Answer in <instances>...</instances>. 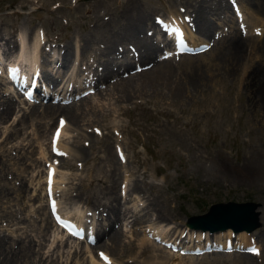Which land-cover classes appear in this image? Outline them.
Listing matches in <instances>:
<instances>
[{"label": "rangeland", "instance_id": "374dc122", "mask_svg": "<svg viewBox=\"0 0 264 264\" xmlns=\"http://www.w3.org/2000/svg\"><path fill=\"white\" fill-rule=\"evenodd\" d=\"M180 2L182 1L0 0V33L3 35L8 33L14 38L20 32L19 36L25 35L28 38L36 37L38 33L39 41L41 40L40 43L43 44H38L39 49L36 50L37 61L40 64L49 57L44 52L57 49L63 53L65 47L68 59L60 70L74 68L77 75L82 71L83 76L89 77L88 79L92 77L94 80L97 76L101 77L102 69L98 60L102 59L100 55L105 50L107 42L104 29L96 24L97 19L93 18L92 14H85L86 9L95 4L103 20H108L112 26L123 25L127 29L125 23L129 21L126 17H131L129 14L133 15L137 11L138 15L144 12L145 19L149 21H154L156 16L167 20L175 18L178 21L183 20V15L189 17L190 10ZM221 3L227 4L225 10L227 12H224L227 17L223 21L213 19L215 22L211 31L214 36H208L206 40L196 29L191 31L188 29L187 32L183 27V37L190 44L199 45L193 49V53L205 51L200 44L203 41L210 44L211 38H222L219 40L224 42L225 39L226 41L233 39L235 31L243 37L258 35L262 39L264 11L258 10L252 2L248 4L246 0H223ZM211 17L210 14L206 16ZM94 29L98 33L97 36ZM230 29L231 35L228 34ZM142 30L144 32L139 34V39L149 40L151 29L143 24ZM159 36L160 34H157L154 40L158 43L157 46H160L156 51V57L162 58L166 55L173 57L174 61L165 63L172 65L168 67L174 71L172 72L175 74L174 78L188 80L189 75L196 74V78H203L197 87L190 84L189 93L180 101H171L168 88L163 92L146 88L126 101H121L115 98L116 96L105 95L97 98L95 91L88 92L86 94L89 96L88 100L95 105L94 112L86 111V119L78 124H73L68 116L64 115L68 121L66 124L68 128L60 137L59 144L66 147L69 154L63 156V160L54 152L52 145V129L55 126L54 122L57 120V124L60 118L59 112L52 110L50 114L42 116V110L37 112L38 115L22 117L30 114L32 109L29 110V107L38 100L37 97L27 100L18 94L20 96L15 97L14 108L8 117L0 118V264L5 262L34 264L37 251L43 258L46 255L47 260L40 259L39 264L55 262V264H125L127 259H130L131 264H264V220L262 221L260 216L259 225L250 232L247 243L240 244L236 239L237 235L230 231V235L227 233V237L225 235L222 237L230 241L229 245L223 243L222 247L216 246V249H208L206 253H199L202 250L193 251L192 244L203 241L202 236L198 237L199 241L196 237L193 240V235L200 232V235L214 240L213 235L201 231L195 233L185 225L189 217L202 215L207 212L209 206L228 201L255 203L256 211L264 214V173L259 175L261 168H257L258 166L264 168V119L261 114L264 109L259 103L262 102L261 93L258 89L253 91V87L245 83L240 74V67H233L232 74L226 72L228 67L223 60L220 61L221 64H217L215 54L212 57L208 53L203 55V61L200 62L202 71H191L195 61H191L193 60L191 58L186 63L185 56L179 54L181 46H176L174 41L164 45L157 40ZM88 38L91 43L84 45ZM123 41H126L127 45L128 40ZM131 43L128 44L129 56L133 55V49L138 54L139 49L134 41ZM28 44L32 45V40ZM118 44L116 42L114 47ZM10 53L9 59L12 60L19 54V48ZM116 57L121 59L119 54ZM78 59L81 60L83 67L89 65L94 70L93 75L88 68L76 67ZM128 60L130 62H127L129 65L127 68L123 70L113 68L105 79L100 78V82L96 84L98 90L105 92L104 87L111 86L114 81L121 79L120 74L123 76L146 71H134L136 65L134 63L138 58ZM211 60L213 63L209 62ZM141 66L144 68V65ZM45 67L51 74L53 73V68L47 65ZM159 68L169 69L162 66ZM115 71L117 72L114 74ZM45 77L50 80L49 75L45 74ZM137 77L139 75L134 78ZM260 77L263 78V75ZM261 78L257 87L262 84ZM42 82L45 85L43 79ZM0 87L1 96L3 95L1 98H4L11 86L5 83ZM49 91L51 96L53 90ZM68 100L75 101L76 97ZM45 101L53 102L54 99L51 96ZM62 120L65 122L64 118ZM43 126L50 128L47 132H42ZM109 128L113 130L114 138L110 137ZM82 134H93L95 145L90 138ZM58 139L57 137L56 141ZM77 140L81 146L85 143V149L89 153L88 159L69 158L73 151L77 153L74 148ZM109 155L114 159L116 155L119 158L123 156L124 158H121L123 163L120 160V167L118 165L119 170L123 169V165H127L133 175H136L139 184L145 187L143 191L131 193L130 203L124 202L121 187L123 183L125 184L123 177L129 178L130 182V179L134 180V176L126 173L119 181V171L116 177L117 168L107 160ZM251 160L256 161L254 164L256 166L249 163ZM49 171L51 176L48 175ZM105 174L109 175V179H105L107 176ZM52 175L56 176L55 185L49 186ZM92 175L95 179L91 181ZM108 188L117 193L115 198L118 196V201L123 206L132 210L145 206L140 211H147L148 214V220L143 222L144 228H149L150 218L161 214L165 222L153 220L150 223L166 231L169 229V234L166 233L163 238L160 236L156 238L155 234H152L154 236L152 237L150 232L144 234L138 230L141 233L139 237L144 236L152 241L153 246L146 247L149 250L144 249L139 255L137 253L139 250L129 248L120 256L111 255L112 259L102 260L97 253L98 246L95 247L94 244L105 243L109 238V231L100 234L96 240L91 241L89 237L90 227L96 217L101 224H105L102 218H105V215L99 212L101 204L107 203L108 195L111 196L112 192ZM115 189L118 192L114 191ZM77 193L79 197L74 196ZM51 210L65 217V221L74 226L75 232L69 233L64 228L60 229L52 220ZM130 211H127V214H130ZM47 218L54 224L49 225L46 222ZM128 221L127 218L125 220L123 218L112 223L113 228L121 230L123 242L132 239L130 236L133 228L129 226ZM170 234H173V238L176 237L173 244L170 243L171 240L165 243L167 239H173ZM64 242L66 245L62 247ZM78 248L77 255L73 254ZM49 254H52L50 258Z\"/></svg>", "mask_w": 264, "mask_h": 264}, {"label": "bare ground", "instance_id": "6f19581e", "mask_svg": "<svg viewBox=\"0 0 264 264\" xmlns=\"http://www.w3.org/2000/svg\"><path fill=\"white\" fill-rule=\"evenodd\" d=\"M181 1L184 4L182 2H180V3H182V5H184L186 8H188V10H190V14H191V15H189V18L186 21L187 22L186 23V26H187L186 27V31L187 32H188V29L190 31L196 29V31H199V33L203 37L206 38L208 36L213 35V33L211 31L212 28H213L212 24L215 22L213 19L223 21L227 17V15L224 13V12H227V11H225L227 9L226 8L227 4L224 5L225 3H221V1L223 2V0H216V1H210V0H181ZM246 1H247L248 4H251V2L254 3L255 6L258 8V10L264 11V0H250V1L246 0ZM247 3H244V5L247 4ZM131 8H133V7H131ZM229 9H231V8H229ZM127 10H129V9H127ZM184 10L186 12H188L185 8H184ZM255 10H257V9H255ZM129 11H131V10H129ZM132 12H133V10H132ZM138 12L139 11L135 12L133 15H131V13L130 14L128 13L131 17H129V16L126 17V19H128V21H129V22L125 23V25L127 26V29H126V27H124L123 25L112 26V25H110L108 20L107 21L105 19L103 20L101 18V16H100V12L96 8L95 4L91 8L86 9L85 14H92V17L97 19L96 24H98L99 27L104 29V32L106 34L105 35V40L107 42V44L105 45V50L100 55L102 57V59L98 60V63H99V65H101V69H102L101 77L97 76L94 80L92 79L93 80L92 86L94 88L93 91H95V96H97V98H101V97H103L105 95L109 96V97H115L116 96L115 98H118L121 101H126L128 99L131 100L132 97H134L136 95V93L139 92V94H140V92H142V90H144L146 88L147 89L148 88L149 89H154L156 91L160 90V92L161 91L163 92L165 88H168L170 96H171V101L172 102L180 101L183 97H185L187 95V93H189V85L192 84L194 87H197L198 82L201 79H203V78H201V79L200 78H196L197 74H196V76L193 75L195 77H193L192 75H189L188 80L187 79L184 80L183 78H174L175 74L172 73L174 71H172L168 67V66H172V65H169V64L166 65V63H165L167 61H174L173 57H171L169 55H166V56H164L162 58H157L156 57V51L158 49H160V46L158 47L157 46L158 43L154 41V40H156V35L160 34V36L157 37V40L162 42L164 45H169L170 42L172 41V34L164 35V33L159 30V28L157 27V25H156V23L154 21H149L148 19H145L144 12L140 13L139 15H138ZM175 14H180V13L179 12H175ZM209 14L212 17L211 18H206V16L209 15ZM230 14H231V12H230ZM172 16H174V15H172ZM146 20H148V21L145 23ZM216 22H218V21H216ZM123 23H124V21H123ZM143 24H145L148 28L151 29V32L149 34L151 36V38L149 40L139 39L140 38L139 34L141 32H144L142 30ZM128 27H129V29H128ZM232 28H233V25H232L231 29ZM231 29L228 32L229 35H231V32H232ZM21 30H23V29H21ZM15 31L17 32V28H15ZM20 33H18V36L17 37L15 36V38H14V36L12 37V35H8V33H6V35H3L2 33H0V55H2L4 53V56L7 58V57H9V54H11L10 52H14V51H16L17 48H19V56L21 58L25 59V61H27L31 66L36 67V65H38V62H37V55L38 54L36 53V50L38 48V44L39 45H43L42 43H40L41 40L39 41V35H38V33H36L37 35H36V37L34 36L35 37V39H34L33 36H31L29 38H28V36L25 37V35L24 36L23 35L19 36ZM94 33H95V36L98 35V33H97V31L95 29H94ZM28 35H30V33H28ZM232 37H234V38L230 39L228 41H226V39H225V42L222 41V40L221 41L219 40V39H222V38H219V39H215V38L212 39L211 38L210 44L206 43V45L208 47L210 45V49H208V50L206 49L205 51L197 52V53H193V54L182 53L180 55L185 56V60L184 61L186 63L189 62V60L191 58L193 59L191 61H195V63H193L195 65L193 66L192 70L189 67V70L194 71V72H197L196 70L202 71L200 62L203 61V55H207V53L210 54L211 57H212L213 54H215V56H216L215 60H218V61H216L217 64H221V62L223 60V62L225 63V66L228 67L225 70L226 72L228 71L229 73L232 74L233 67H237V66L240 67V69H241V73L240 74L243 77V78L242 77L241 78L243 80H245V83L249 84L250 87H253V91L255 89L256 90L258 89L260 91L261 96H262V102L259 101V103H261V107L264 109V89H263L264 88V31H263L262 39H260L258 37V35L257 36H253V37H251V36L243 37L242 35H238L236 33V31L234 32ZM224 38H226V37H224ZM123 39L128 40L127 45L125 43L126 41H123ZM30 40H32V45L28 44V42ZM206 40H207V38H206ZM208 40H210V39H208ZM132 41H134L136 43V45H135L136 47H139V49L137 50L138 54L135 53L134 49L132 51V54L137 56V57H135L133 55L129 56L128 44H132L131 43ZM116 42H118L119 44H118L117 47H114V45H116ZM90 43H91V40H90V38H88V42H86L84 45H89ZM1 45L6 47V49H2ZM30 45H31V49L29 47ZM7 49H8V51H7ZM27 51H28V53H27ZM49 52L50 51H46L44 53H45V55H48ZM26 53H27V55H26ZM84 54H85V52L82 53V55H84ZM117 54H119V57H121V59H118L116 57ZM196 55H198V56H196ZM199 55H201V56H199ZM128 58L129 59H137L138 58L139 63H136L138 61H136L135 63L138 64L141 67L140 72L141 71H145V70L146 71L143 72V73H140V74L139 73H128V74H125L123 76L120 74V78L121 79H118V80L114 81L111 84V86L113 87L112 89L110 88L111 86H108L106 88L104 87V91L106 90L105 92H103L104 94L102 93V91L98 90L96 84H98L100 82V78H101V80L105 79L108 75L111 74V72L113 71V68H114V70H118V69L123 70V69L127 68L129 66L127 62H130V60H128ZM254 58H256V60ZM67 59H68V55H67V49H65V47H64L63 53H61L60 51H58L56 49L55 51L51 52V55H49L48 58H46V61L42 64V69L40 70L41 78H43V80L45 81V85H43V86L44 87L47 86L48 88H50L51 90L54 91V93L52 94V97L55 98V101L46 102L45 101L46 98L50 96V94L48 93L49 90L47 92L46 90L41 89L40 85H39L37 88L35 87V89L37 90L38 100L36 102H33L31 104V106L29 107V110L32 109L29 112L30 114L29 115L25 114L24 116H22L24 118H27L25 116H31V115H34V114L38 115L37 112L38 111H42V110H43L41 112L42 116H45V114H50L52 110H54L56 112H59L60 118H59L57 124H56V121H57L56 119H55L56 121L54 122L55 123V126L53 128L54 129V139L52 140V145H53L54 152L56 154L60 155L62 157V160H63V156H67L69 154L68 150H66V147H64L61 144H59L60 143V137L63 134H65V131L68 128V126L66 125L68 123V121H67L66 116H64V115L66 114L68 116V119L73 124H78L79 122H81L84 119H86L85 118V116H86L85 114L87 113L86 111H93V112L95 111L94 110L95 109L94 108L95 105H93L91 103V101L88 100L89 96L84 94V92H83V89L85 88L84 87L85 82L82 79L80 80V82L83 84V87H81V85L76 84V83H65L67 81L74 80L73 79V74H75L74 72H76V69L74 70L73 68L60 70V68H62V65L65 63V61H67ZM41 62H43V60ZM209 62L213 63L212 60L209 61ZM209 62H208V64H209ZM76 63H77L76 67L82 66L80 59H78V61ZM157 63H159L160 66L166 67V68H169V69H164L163 70L162 68H159L160 66ZM206 63H207V61H206ZM141 64L144 65V68L141 66ZM46 65H51L54 69L56 68L60 72L58 74H56L55 76H54V74L51 75L50 71H48L47 69L44 68ZM83 68H88L89 70H91L92 71V75H93V71L94 70H92L89 67V65H87V66H85ZM57 70H55L54 73ZM225 71H224V73H226ZM116 72L117 71H115L114 74ZM213 73H215V72H213ZM45 74L50 76V80H47V78L45 77ZM138 75H139V77L134 78L135 76H138ZM260 75H263V78H261ZM209 77H211V76H209ZM2 78H3V76L0 77V86L2 84L5 85V83H6L5 81H3ZM260 78L262 79V84L259 87H257V84L259 83V79ZM63 79L65 80V82L59 83V81H62ZM101 83H102V81H101ZM200 83L201 82H199V85H200ZM192 90H194V89H192ZM2 96H1V92H0V106H1L0 107V118L6 119V117H8L9 113L14 108V100H15V97H18V95L17 94L12 95L11 93H6L4 98H1ZM71 97H76V100L75 101H69L68 98H71ZM100 108H102V107H100ZM261 114H262V118L264 119V110L262 111ZM63 118H64L65 122H64L63 126L61 127V120ZM260 119H261V117H260ZM16 124H18V122ZM49 128H50V126H47V127L43 126V129L41 131L42 132H47L49 130ZM53 129H52V131H53ZM108 132H111V134H110L111 136L110 137L114 138L113 137V130H111V128H109ZM82 135L84 137L90 138L91 139L90 141L92 142V144L95 145L94 135L93 134H90V135L82 134ZM57 137L59 139L56 141ZM107 139L108 140L110 139L109 136L107 137ZM84 144L85 143H83L82 146L79 145V140H77L76 144L74 145V148L76 149L77 153H75L73 151L72 155L69 158L75 159L77 157V158H80L82 160L88 159L89 158V153H88V150L85 149V145ZM88 145H89V143H87V146ZM16 147L18 148L19 146H16ZM85 152L87 153V155H84ZM112 153H109V154H112ZM120 153H122V152H120ZM121 158L123 159L124 157L121 156ZM121 158L117 157V155H116V159H114V157L110 156V155H109V158L107 157L108 162L117 168L116 177L118 176V171H119V174H120V177L118 178L119 181H121L123 175H125L126 173L131 175V176H134L132 170L127 168V165H123V169L119 170V167H120L119 163H121L120 160H122ZM104 160H105V158H104ZM259 161H260V159H259ZM262 162L263 161H261V163ZM122 163H123V160H122ZM249 163H251L253 166H256V165H254L256 163L255 160H251ZM118 165H119V167H118ZM215 166L217 167V165H215ZM257 168H261V171L259 172V175L264 173V168H262L261 166H258ZM48 175L51 176V171H49ZM105 175H107V174H105ZM52 176L53 177H51V181L49 183V186L54 184V176L55 175H52ZM110 176H113V175H110ZM135 176H134V180L133 181L130 179V182H129V178L123 177V181L125 182V184L123 183V185L121 187V189H122L121 196L124 199V202H129L130 195H131L132 192L143 191V189L145 188L143 186V184H139V182L136 180ZM108 177H109V175H107L105 177V179H107ZM113 177H115V176H113ZM90 179L92 181V179L94 180L95 178L92 175ZM114 181L116 182V180H114ZM114 181H113V183H114ZM95 182L97 184V181H95ZM101 183H102V181H101ZM93 184H95V183H93ZM118 188H117V190H118ZM108 189L110 190V192H112L111 196L108 195L109 199H108L107 203L105 202V203L101 204V209H100V212H99V213H101V215H103V214L105 215V218L102 217L103 220L105 221V224H101L97 220V217H96L95 218L96 220L92 223V225L90 227L91 237H89V239L91 241L92 240H96V238H98L100 236V234H103L104 232L109 231V238H108V240L105 243H101V244L99 243V245H98V242H97V243L94 244L95 247L98 246L96 248L99 251V252H97L98 255L101 256V254H103V256H101L102 260H106L104 257H106L107 259H110L111 255H113V257H114V255L120 256L125 251V249H129V248L130 249L139 250V251H137V253L140 255V254H142L144 249L146 251V249H147L146 247H149V245L153 246V243H152L151 240H149V238H145L144 236H140L139 237V235H141V233L139 231L143 232L144 234H146V232L147 233L150 232L151 236H152V234L153 235L155 234L156 238H159V236L163 238V236H165L166 233L169 234V229H168V231H166L165 229H160L159 227H155V226L151 225L153 223H150V221L152 222L153 220L154 221L155 220H162L163 222H165L163 217L160 216L161 214L160 215L156 214L155 216L153 215L154 217L150 218V221H149L150 224L148 223L149 228H146V227L144 228L143 227V222L145 220H148L147 219L148 218V214H147V211H143V212H140V211H141V209L143 207L145 208V206H142V207H140L138 209H133V210L130 209V207L123 206L122 203H119L118 196H117V198H115V194H117V193H114L113 191H111L110 188H108ZM114 191H116V189ZM116 192H118V191H116ZM78 194L79 193H77L74 196L75 197H79ZM51 197H52V194H51ZM51 201H52V199H51ZM54 203L55 202H53V204ZM52 206L54 207V205H52ZM41 208H42V205H41ZM132 208H133V206H132ZM126 209H128L127 211L131 210L130 211L131 213L127 214ZM154 210H155V208H154ZM42 213H43V211H42ZM53 213H56V211L53 210ZM263 215L264 214L261 213V212L258 213V218L260 216V219H262V221L264 220ZM123 218H124V220L127 218V221H128V218H129V221L127 223H129V226L131 225L132 228H133L132 229L133 232H131V236L129 235L132 239L128 240L126 242H123V240L121 238V236H122L121 230L112 227L113 226L112 225L113 222L116 223V221H120ZM46 222L49 225L54 224L50 218H47ZM119 223L120 222H118V224ZM164 225H166V224H164ZM119 227H121V226H119ZM153 227H155V228H153ZM163 227H166V226H163ZM135 228H137V229H135ZM194 232L197 233L196 231H194ZM171 233H172V231H171ZM227 233L228 234L231 233L230 229H226V230L220 231V232H214L212 234L210 233L209 235H213L216 243H219L220 239H223V240L225 239V238H222L223 235H225V237H227V235H226ZM249 234H251V233L242 231V232L236 233L234 235H237L236 239H238L240 241V244H241V243H247L248 242L247 237L249 239ZM152 237H154V236H152ZM195 237L198 240V237H200V233L198 232L197 234L193 235V240H194ZM43 238H45V237H43ZM172 238H173V236H172ZM175 238L176 237H174L173 239H167L166 242L165 241L164 242L168 243L169 240H171L170 243L173 244L174 243L173 241L175 240ZM189 238H190V236H189ZM99 241L101 242V240H99ZM65 242L63 243L62 247H64L66 245ZM99 246H101V247H99ZM147 250H149V249H147ZM78 251H79V248L77 250H74L73 254L77 255L76 252H78ZM36 254H37V258L35 257L36 261L34 262V264H39L40 263V259L41 260H43V259L46 260V255L45 254H44L45 258H43L41 256V254H39V251H37ZM51 255L52 254H49V258L51 257ZM247 256H248V254H247ZM115 258H116V256H115ZM129 258H131V257H129ZM167 261H168V257H167ZM55 263H53V264H55ZM1 264H8V263L5 262V263H1ZM125 264H131L130 259H127L125 261Z\"/></svg>", "mask_w": 264, "mask_h": 264}, {"label": "water", "instance_id": "95a60500", "mask_svg": "<svg viewBox=\"0 0 264 264\" xmlns=\"http://www.w3.org/2000/svg\"><path fill=\"white\" fill-rule=\"evenodd\" d=\"M256 204L252 202L215 203L206 213L191 216L186 225L190 228L208 230L209 232L231 229L233 232H251L259 225Z\"/></svg>", "mask_w": 264, "mask_h": 264}, {"label": "snow or ice", "instance_id": "6c2138e0", "mask_svg": "<svg viewBox=\"0 0 264 264\" xmlns=\"http://www.w3.org/2000/svg\"><path fill=\"white\" fill-rule=\"evenodd\" d=\"M63 124H64V121L63 120H61V127L63 126ZM58 135V134H57ZM101 256H103V254H101ZM105 259H107L106 257H104Z\"/></svg>", "mask_w": 264, "mask_h": 264}]
</instances>
